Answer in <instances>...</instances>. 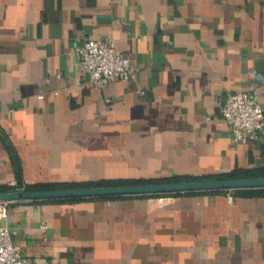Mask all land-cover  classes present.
Listing matches in <instances>:
<instances>
[{"label":"crops","instance_id":"0c3cea01","mask_svg":"<svg viewBox=\"0 0 264 264\" xmlns=\"http://www.w3.org/2000/svg\"><path fill=\"white\" fill-rule=\"evenodd\" d=\"M100 38L133 78L88 81ZM245 91L264 109V0H0V185L264 168L221 113ZM2 224L37 264H264L263 189L12 202Z\"/></svg>","mask_w":264,"mask_h":264},{"label":"built area","instance_id":"2783aa9c","mask_svg":"<svg viewBox=\"0 0 264 264\" xmlns=\"http://www.w3.org/2000/svg\"><path fill=\"white\" fill-rule=\"evenodd\" d=\"M76 56L87 71L88 81L99 87L129 80L137 71L130 56L123 53L111 38L87 40L77 49ZM140 94L145 95L146 91L141 90ZM221 113L231 128L233 142H264V109L257 92L229 94L222 104ZM13 185L16 186L15 183ZM229 198L233 200L232 195ZM11 203L0 202V264H37L14 246L9 226L2 224L8 219Z\"/></svg>","mask_w":264,"mask_h":264},{"label":"water","instance_id":"95a60500","mask_svg":"<svg viewBox=\"0 0 264 264\" xmlns=\"http://www.w3.org/2000/svg\"><path fill=\"white\" fill-rule=\"evenodd\" d=\"M242 189H264V177L205 179L164 183H143L119 186H95L42 190L16 189L0 192V202H38L46 200L55 201L113 196L232 191Z\"/></svg>","mask_w":264,"mask_h":264},{"label":"trees","instance_id":"16d2710c","mask_svg":"<svg viewBox=\"0 0 264 264\" xmlns=\"http://www.w3.org/2000/svg\"><path fill=\"white\" fill-rule=\"evenodd\" d=\"M18 186L10 185H0V192L11 191L16 189L25 190H42V189H61V188H76V187H95V186H119V185H131V184H143V183H164V182H175V181H191V180H204V179H236V178H254V177H264V168L249 170V171H238L231 174H225L216 177H206L197 178L189 176H177L174 178H163V179H104L96 182L87 183H48V184H35V185H24L21 178V168L18 166ZM264 191V189H263ZM227 191H210V192H189V193H172L175 195L181 194H197V193H221ZM170 194H154V195H137V196H161ZM126 197L133 196H113V197H103V198H87V199H72V200H55V201H38L39 203H66V202H79L91 199H103V200H117Z\"/></svg>","mask_w":264,"mask_h":264}]
</instances>
